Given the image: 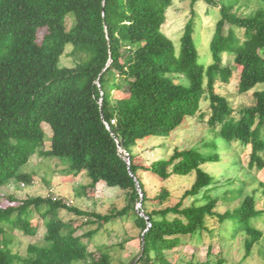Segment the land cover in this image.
Masks as SVG:
<instances>
[{"label": "trees", "instance_id": "16d2710c", "mask_svg": "<svg viewBox=\"0 0 264 264\" xmlns=\"http://www.w3.org/2000/svg\"><path fill=\"white\" fill-rule=\"evenodd\" d=\"M173 1L0 0V191L30 185L32 174L22 168L38 153L68 158L67 169L84 172L89 189L98 183L117 188L125 202L121 209L101 214L57 197L2 196L0 264H111L107 248L95 257L88 244L116 218L130 220L139 231L141 250L128 264H171L165 254L184 238L212 237L211 218L231 229V238L244 234V258L251 255L262 238L255 222L264 215L256 199L258 194L264 200V179L252 196L219 213L220 198L211 195L216 181L202 167L218 162L217 154L174 148L168 157L144 165L133 148L151 138H168L197 115L201 102H208L207 129L228 143L249 146V163L264 173V87L255 90L264 84V0H253L252 7V0H190L177 49L162 32ZM200 1L217 8L207 66L199 62L193 39L194 5ZM235 30L242 31L241 37ZM68 45L72 67L60 65ZM226 57L238 69V93L252 92L253 97L237 119L229 101L215 92L216 83L231 75ZM115 90L127 96L115 99ZM43 126L50 132L48 149ZM143 173L159 182L153 196ZM191 174V186L178 202L168 204L165 182ZM188 198L193 201L185 205ZM43 204L48 208L41 211ZM33 211L43 219L45 233L21 257L12 252L6 232L34 236ZM59 211L95 227L75 235Z\"/></svg>", "mask_w": 264, "mask_h": 264}, {"label": "rangeland", "instance_id": "374dc122", "mask_svg": "<svg viewBox=\"0 0 264 264\" xmlns=\"http://www.w3.org/2000/svg\"><path fill=\"white\" fill-rule=\"evenodd\" d=\"M252 6H254L253 0L250 3V7ZM194 10L193 39L199 54V62L207 66L212 59L209 42L216 20L217 8H208L200 1L194 5ZM189 11L190 0H174L166 13L162 32L174 42L176 49L179 47L182 28L189 19ZM225 28L227 29L228 26L226 25ZM235 32L241 37V30H235ZM70 50L71 46L68 45L65 55L61 57V66L72 67L74 65V60L66 55ZM224 61L230 69L231 75L227 82L216 83L215 92L229 101L233 109V117L237 119L242 109L253 104L252 92L238 93V69L233 66L230 57L224 58ZM263 87L264 84H260L255 90ZM126 96L122 90H115L112 93V97L115 99ZM200 115H204L202 119ZM208 115V102H201L197 115L189 119L182 129L173 132L165 139L151 138L139 142L133 151L144 165L159 158L168 157L174 148L197 147L204 154H217L218 162H208L202 167L216 181L213 185L215 190L211 191V195L220 198L216 211L223 213L227 209L236 207L245 197L252 196L259 181L264 179V173L263 170H259L255 165L249 163V146H243L237 141L228 143L207 129ZM43 129L46 133L44 149H48L50 132L46 126H43ZM161 144H164V147ZM68 163V158L42 157L35 153L29 163L22 168L23 171L32 174V183L17 188L5 187L0 191V197L9 194L14 195L18 200L28 197H57L78 209L101 214H107L112 208L119 210L125 205L124 192L117 188L106 187L103 183H98L94 189H89V179L85 173L70 172L67 169ZM142 177L148 194L153 196L159 182L146 173H143ZM193 179L191 174L185 177L172 176L166 181L165 185L171 194L168 204L172 205L178 202L184 191L191 186ZM228 179L230 181L227 183ZM231 199L235 200L230 201ZM256 199L257 208L264 209V200L258 194H256ZM192 201V198H188L184 204L188 205ZM47 208L45 204L39 207L41 211ZM57 215L63 220L66 227L74 229L75 235H81L85 230L95 227L84 224L83 219L66 211H59ZM30 217V229L36 228L34 236H26L18 230L6 232L11 238L12 252L21 257L25 255L27 245L39 243L45 233L44 222L38 211H33ZM255 224L262 231V238L254 245L251 255L247 258H244V234H238L235 238H231V229L227 226H219L216 219L211 218L208 221V228L213 230L212 237L208 235H205L204 239L186 237L179 247L166 252V259L171 264H214L219 258L224 260V264H264V215L257 219ZM78 225L80 228H77ZM103 228L91 238L88 251L97 257L99 249L107 248L105 250L111 256V264H128L137 258L141 250V240L138 229L132 227L130 220L122 221L116 218ZM208 245H210L209 252ZM10 264L19 263L14 261Z\"/></svg>", "mask_w": 264, "mask_h": 264}, {"label": "built area", "instance_id": "2783aa9c", "mask_svg": "<svg viewBox=\"0 0 264 264\" xmlns=\"http://www.w3.org/2000/svg\"><path fill=\"white\" fill-rule=\"evenodd\" d=\"M127 161V160H126ZM127 163H128V161H127ZM56 197H54V199H55ZM67 204H69V203H67Z\"/></svg>", "mask_w": 264, "mask_h": 264}, {"label": "water", "instance_id": "95a60500", "mask_svg": "<svg viewBox=\"0 0 264 264\" xmlns=\"http://www.w3.org/2000/svg\"><path fill=\"white\" fill-rule=\"evenodd\" d=\"M138 208H139V206H138Z\"/></svg>", "mask_w": 264, "mask_h": 264}]
</instances>
